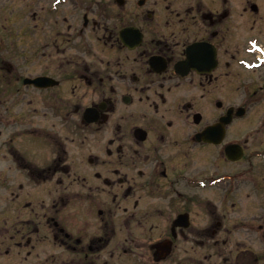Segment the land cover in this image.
Segmentation results:
<instances>
[{
	"label": "flooded vegetation",
	"instance_id": "flooded-vegetation-1",
	"mask_svg": "<svg viewBox=\"0 0 264 264\" xmlns=\"http://www.w3.org/2000/svg\"><path fill=\"white\" fill-rule=\"evenodd\" d=\"M13 4L0 264H264V0Z\"/></svg>",
	"mask_w": 264,
	"mask_h": 264
},
{
	"label": "rangeland",
	"instance_id": "rangeland-1",
	"mask_svg": "<svg viewBox=\"0 0 264 264\" xmlns=\"http://www.w3.org/2000/svg\"><path fill=\"white\" fill-rule=\"evenodd\" d=\"M13 3H14V0H0V25H27V24L29 25L30 19H29V17L23 16L25 14H23L20 17H18L17 13L12 14V12H14L13 11V9H14ZM253 78L256 81L259 80L258 73H256L253 76ZM247 79H250V78L247 77ZM254 84H255V82H252L253 86H254ZM249 87H251V86H249ZM250 90H251L250 92L246 93L247 97H249L251 99L252 98L254 99V97L256 98V96H254V94H252L253 89H250ZM230 95H231L230 101H239L241 99V96L245 95V94L240 89L239 92H237L235 94L231 93ZM253 110L251 112L250 118L239 120V121L235 122V125L237 128H239L242 131L243 136L253 133L249 138H251L252 139L251 142H253V144L256 145L261 141L262 134L259 135V133H257V130H255L258 127V122H259L260 116L257 112L253 113ZM241 122H243V123H241ZM236 133H238V132L234 131V134H236ZM238 135H240V133ZM263 146H264V143H263ZM245 165H248V164H245ZM241 167H242L241 163H231L228 168L230 170V173H239L241 171ZM262 171H263L262 176H264V170H262ZM232 176H233V180H237V174L232 175ZM255 176L256 175H254L253 173H250V175H247V177H255ZM258 180H260V179H258Z\"/></svg>",
	"mask_w": 264,
	"mask_h": 264
}]
</instances>
